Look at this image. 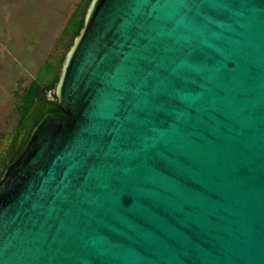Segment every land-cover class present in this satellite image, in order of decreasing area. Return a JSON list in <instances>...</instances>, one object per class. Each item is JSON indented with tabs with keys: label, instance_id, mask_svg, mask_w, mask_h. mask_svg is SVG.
I'll use <instances>...</instances> for the list:
<instances>
[{
	"label": "water",
	"instance_id": "1",
	"mask_svg": "<svg viewBox=\"0 0 264 264\" xmlns=\"http://www.w3.org/2000/svg\"><path fill=\"white\" fill-rule=\"evenodd\" d=\"M0 179V264H264V0H92Z\"/></svg>",
	"mask_w": 264,
	"mask_h": 264
},
{
	"label": "rangeland",
	"instance_id": "2",
	"mask_svg": "<svg viewBox=\"0 0 264 264\" xmlns=\"http://www.w3.org/2000/svg\"><path fill=\"white\" fill-rule=\"evenodd\" d=\"M80 1L0 0V156L15 136L24 90L45 61L67 51L61 37Z\"/></svg>",
	"mask_w": 264,
	"mask_h": 264
},
{
	"label": "trees",
	"instance_id": "3",
	"mask_svg": "<svg viewBox=\"0 0 264 264\" xmlns=\"http://www.w3.org/2000/svg\"><path fill=\"white\" fill-rule=\"evenodd\" d=\"M92 0H81L70 16L61 41L68 38V48L57 63L45 61L35 79L24 90L18 106L19 120L11 144L0 156V179L7 168L21 155L33 129L50 113L61 111L53 94L59 79L60 70L66 53L83 27L85 13ZM50 95V96H49Z\"/></svg>",
	"mask_w": 264,
	"mask_h": 264
}]
</instances>
